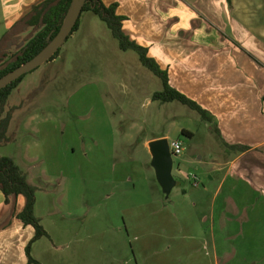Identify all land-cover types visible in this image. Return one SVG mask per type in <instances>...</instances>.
<instances>
[{
    "label": "crops",
    "instance_id": "obj_1",
    "mask_svg": "<svg viewBox=\"0 0 264 264\" xmlns=\"http://www.w3.org/2000/svg\"><path fill=\"white\" fill-rule=\"evenodd\" d=\"M43 1L0 0V38ZM103 1L119 4L125 32L148 47L172 86L210 112L206 122L224 146L211 161L215 175L185 177L188 185L168 195L151 187L141 164L117 167L104 149L87 178H62L46 160L39 169L30 143L23 156L0 154L38 187L35 213L48 232L32 245L38 263H29L35 228L18 218L26 199L6 202L0 187V264H264V0ZM38 118L28 116L25 130L48 124Z\"/></svg>",
    "mask_w": 264,
    "mask_h": 264
},
{
    "label": "rangeland",
    "instance_id": "obj_2",
    "mask_svg": "<svg viewBox=\"0 0 264 264\" xmlns=\"http://www.w3.org/2000/svg\"><path fill=\"white\" fill-rule=\"evenodd\" d=\"M80 22L81 30L65 41L59 55L26 73L13 90L7 103L8 109L16 108L8 131L13 138L0 146V154L23 156L24 146L30 143L39 169L46 160L53 174L61 175L63 170L62 178L66 173L87 178L92 176V161L104 149L106 156L112 154L117 167L125 161L127 165L128 161L141 164L151 187L160 185L163 189L147 143L168 135L169 142L180 140L185 147L180 156H173L177 183L171 195L180 185H188L185 177L197 175L207 182L215 175L213 157H219L224 149L214 126L179 101L162 104L153 100V91L163 89L162 79L141 64L137 52L122 50L96 13L82 12ZM29 33H34L31 28L20 35V44L11 53L26 43ZM141 67L156 80L148 81ZM33 113L39 114V120L47 119L48 124L35 121L36 128L26 131L27 118ZM182 128H190L195 135L183 134ZM82 163L84 169L79 172L77 165ZM107 169L108 163L104 172ZM61 181L65 187L66 179ZM52 197L55 199V192Z\"/></svg>",
    "mask_w": 264,
    "mask_h": 264
},
{
    "label": "trees",
    "instance_id": "obj_3",
    "mask_svg": "<svg viewBox=\"0 0 264 264\" xmlns=\"http://www.w3.org/2000/svg\"><path fill=\"white\" fill-rule=\"evenodd\" d=\"M229 2L231 3L232 0H229ZM73 3L74 0H44L34 5L25 17L15 23L1 37L0 78L38 56L52 43L62 29ZM118 7V3L106 4L103 0H86L82 12L92 11L96 13L106 22L113 36L118 40L120 48L125 51L134 50L137 52L142 64L162 79L163 89L153 94V100L161 103L179 101L199 112L203 120L212 121L210 112L207 109L171 85L168 71L163 69L158 61L149 54L148 47L133 40L125 32L124 21L127 17L118 13ZM79 27L80 18L69 37ZM30 28L34 33H29L26 43L19 50L11 53V49L20 44V35ZM61 48L49 60L55 59L59 55ZM25 75L0 90V145L11 141L8 131L15 109H8L7 103L13 90L20 84ZM183 134H187L185 129ZM231 147H236L241 151H247L250 148L245 145H234ZM0 187L6 196V202H10L11 198L25 197L26 205L18 214V218L24 224L32 225L35 228V236L28 244L26 252L29 263H38L32 256V245L35 241L48 235L46 228L35 213L38 187L28 181L26 173L12 157L1 155Z\"/></svg>",
    "mask_w": 264,
    "mask_h": 264
},
{
    "label": "water",
    "instance_id": "obj_4",
    "mask_svg": "<svg viewBox=\"0 0 264 264\" xmlns=\"http://www.w3.org/2000/svg\"><path fill=\"white\" fill-rule=\"evenodd\" d=\"M85 3L86 0H74L62 29L52 43L38 56L0 78V90L47 62L62 47L80 18ZM149 148L153 156L152 165L156 170L158 181L164 191L170 194L177 182L173 175L174 160L169 139L153 140L149 143Z\"/></svg>",
    "mask_w": 264,
    "mask_h": 264
},
{
    "label": "built area",
    "instance_id": "obj_5",
    "mask_svg": "<svg viewBox=\"0 0 264 264\" xmlns=\"http://www.w3.org/2000/svg\"><path fill=\"white\" fill-rule=\"evenodd\" d=\"M170 148L173 156H180L185 150L184 144L180 140L170 142ZM191 178L195 180V182L199 180L197 175H191Z\"/></svg>",
    "mask_w": 264,
    "mask_h": 264
},
{
    "label": "bare ground",
    "instance_id": "obj_6",
    "mask_svg": "<svg viewBox=\"0 0 264 264\" xmlns=\"http://www.w3.org/2000/svg\"><path fill=\"white\" fill-rule=\"evenodd\" d=\"M47 51V50H46Z\"/></svg>",
    "mask_w": 264,
    "mask_h": 264
}]
</instances>
